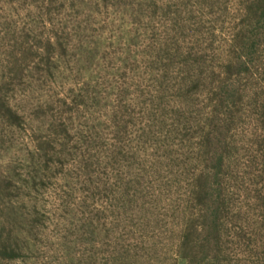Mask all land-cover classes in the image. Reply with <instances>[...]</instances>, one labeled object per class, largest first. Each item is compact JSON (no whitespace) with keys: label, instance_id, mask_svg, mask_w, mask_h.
I'll return each mask as SVG.
<instances>
[{"label":"rangeland","instance_id":"374dc122","mask_svg":"<svg viewBox=\"0 0 264 264\" xmlns=\"http://www.w3.org/2000/svg\"><path fill=\"white\" fill-rule=\"evenodd\" d=\"M264 0H0V264H262Z\"/></svg>","mask_w":264,"mask_h":264},{"label":"trees","instance_id":"16d2710c","mask_svg":"<svg viewBox=\"0 0 264 264\" xmlns=\"http://www.w3.org/2000/svg\"><path fill=\"white\" fill-rule=\"evenodd\" d=\"M262 264H264V261H262Z\"/></svg>","mask_w":264,"mask_h":264}]
</instances>
